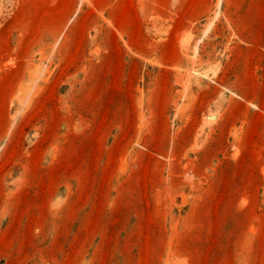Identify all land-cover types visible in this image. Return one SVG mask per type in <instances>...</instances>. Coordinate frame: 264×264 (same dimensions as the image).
Listing matches in <instances>:
<instances>
[{
	"label": "rangeland",
	"instance_id": "374dc122",
	"mask_svg": "<svg viewBox=\"0 0 264 264\" xmlns=\"http://www.w3.org/2000/svg\"><path fill=\"white\" fill-rule=\"evenodd\" d=\"M0 264H264V0H0Z\"/></svg>",
	"mask_w": 264,
	"mask_h": 264
}]
</instances>
